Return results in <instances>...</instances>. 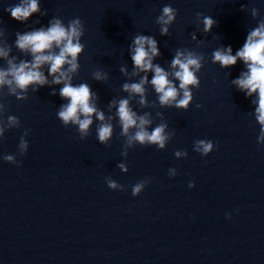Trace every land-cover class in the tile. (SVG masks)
Wrapping results in <instances>:
<instances>
[{
	"label": "water",
	"instance_id": "water-1",
	"mask_svg": "<svg viewBox=\"0 0 264 264\" xmlns=\"http://www.w3.org/2000/svg\"><path fill=\"white\" fill-rule=\"evenodd\" d=\"M20 2L0 0V49L8 51L0 68L7 69L8 60L32 59L16 47L17 33L47 29L54 17L65 25L80 18L85 47L72 83H87L98 95V109L106 119L114 117L113 134L106 145L99 142L95 117L84 139L77 126H63L56 113L67 101L59 96L63 85H52L51 76L47 85L30 86L26 100L0 86V264H264V141L257 143L261 125L253 103L258 96L247 97L232 83L247 70L242 61L221 68L212 60L217 48L231 46L235 55L243 46L264 19V0H38L40 11L24 23L4 10ZM165 5L177 15L169 34L161 35L156 19ZM205 16L217 21L208 33ZM138 34L157 41L160 55L152 62L165 71H172L177 49L203 56L187 110L161 106L150 83L146 106L138 94L123 91V84L153 75L132 64L129 46ZM47 68H41L45 75ZM97 70L108 74L106 81L92 78ZM121 98L138 115L150 114L149 131L167 123L166 132L174 135L165 149L137 144L121 155L126 137L119 135L115 107H108ZM9 115L18 117L19 127L6 126ZM196 140H211L213 151L201 156L193 150ZM176 151L187 156L176 157ZM6 155L18 163L4 160ZM170 168L175 171L168 174ZM106 178L123 190L109 189ZM145 179L133 197L132 186Z\"/></svg>",
	"mask_w": 264,
	"mask_h": 264
},
{
	"label": "clouds",
	"instance_id": "clouds-1",
	"mask_svg": "<svg viewBox=\"0 0 264 264\" xmlns=\"http://www.w3.org/2000/svg\"><path fill=\"white\" fill-rule=\"evenodd\" d=\"M12 19L24 23L34 13L40 11L38 0H21L15 6L4 9ZM243 10V6L241 8ZM177 10L171 5H165L161 9V14L157 17L156 23L159 24L160 34L168 35L169 26L174 22ZM201 13H197V17H201ZM252 15L256 17L258 10L252 8ZM203 31L208 33L212 27L217 24L211 17H203ZM85 28L80 18H74L65 25L59 18H53L49 21L47 29L40 28L37 30L25 32L24 34H16V47L21 51L31 54V61L21 60L18 64L13 60H8L7 69L0 68V86H8L10 94L14 95L17 100H26L28 88L32 85L44 86L49 83L48 76L52 77V85H63L59 88V96L67 101L60 105L57 118L63 126L68 127L69 124L77 126V132L80 139H84L89 135L90 126L93 124V117L100 123L96 128V134L99 142L107 144L113 134V116L105 117L103 111L99 110L96 104L98 95L93 92L87 83L73 85V75L77 73L80 65L78 63L79 56L83 53L85 45L81 43V37L84 35ZM192 39H196L195 33ZM58 50V51H57ZM129 55L135 70L147 73H153L151 80L146 75L141 76L139 82L125 83L122 85L123 91L129 94H138L140 96L139 104L147 105L145 96V84L150 83L158 94V101L161 106L175 107L176 109L187 110L193 100L192 88H198L200 81L196 75L202 68L201 61L203 56L187 49H177L171 60L172 71H165L158 64H153V58L160 55L157 41L152 36L136 35L133 38L132 45L129 46ZM8 51L0 49V57L7 58ZM213 63H218L221 68L234 66L237 60L244 63L246 71L242 72L240 77L233 80L232 83L244 92L247 97H251L254 93L258 99L253 103L257 105L255 108L256 119L261 125L260 134L257 143L264 141V19L258 22V26L247 33L246 40L235 55L232 54L231 46L226 48H217L212 53ZM48 65L47 75L41 70L42 66ZM125 72L124 68L120 69ZM132 73L137 75V71ZM107 73L97 70L92 73V78L96 81H106ZM173 79H169V76ZM10 77V78H9ZM179 81L178 86L174 83ZM19 90V91H17ZM37 91V88H33ZM52 95H56V89L52 90ZM118 105V106H117ZM109 109L115 107V118L118 120L121 131L120 136L126 137V143L122 145L121 155L127 157L128 148L137 144L141 146L154 145L157 150H163L166 147L173 132H166L167 123L161 122L151 131L148 130L152 124L149 113L138 115L130 105L127 98H121L118 101L109 102ZM201 105L197 104L196 108ZM3 105L0 104V110ZM162 116V113H157ZM19 119L16 116L9 115L7 117V127H19ZM5 125L0 121V136L3 135ZM29 130H25L20 138L19 148L23 156L28 148V142L24 136L28 135ZM214 149L211 140L194 141V151L200 153L201 156H207ZM176 157H186V151H176ZM4 160L18 163L13 155H6ZM118 167L122 171H128L125 164ZM175 170L170 168L168 174ZM148 180H141L132 186L131 194L133 197L139 195L147 185ZM107 187L111 190H123V185L116 181L106 178ZM189 188L194 187L193 182H189Z\"/></svg>",
	"mask_w": 264,
	"mask_h": 264
}]
</instances>
